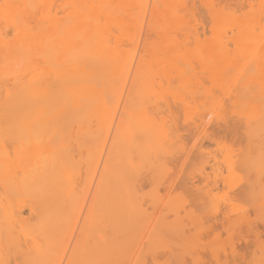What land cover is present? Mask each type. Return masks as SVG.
Wrapping results in <instances>:
<instances>
[{"label": "rangeland", "instance_id": "rangeland-1", "mask_svg": "<svg viewBox=\"0 0 264 264\" xmlns=\"http://www.w3.org/2000/svg\"><path fill=\"white\" fill-rule=\"evenodd\" d=\"M0 103L20 113L0 122V193L4 179L50 160L53 174L59 155L66 167L65 243L27 264H173L179 253L216 264L238 251L264 260V0H0ZM30 110L47 115L22 120ZM107 121L122 127L110 134L117 158L102 141ZM225 127L240 142L216 152ZM103 158L119 167L108 180L118 206L104 198ZM41 188L0 196V241L14 240L1 243L0 264L58 220L47 210L36 224L29 205ZM216 220L228 229L216 234Z\"/></svg>", "mask_w": 264, "mask_h": 264}, {"label": "bare ground", "instance_id": "bare-ground-1", "mask_svg": "<svg viewBox=\"0 0 264 264\" xmlns=\"http://www.w3.org/2000/svg\"><path fill=\"white\" fill-rule=\"evenodd\" d=\"M233 1V0H232ZM237 1H235V4H238V3H236ZM228 7V6H227ZM229 8V7H228ZM192 11V10H191ZM192 13H194L193 11H192ZM191 13V14H192ZM193 16V15H192ZM193 34H195V33H193ZM197 34V33H196ZM198 37V36H197ZM199 38V37H198ZM194 40V39H193ZM196 42V41H195ZM103 57V56H102ZM101 57V58H102ZM98 58V57H97ZM101 58H99V60H100V62L102 61V59ZM95 60V59H94ZM94 60H92V61H94ZM106 61V60H105ZM97 62H98V60H97ZM100 62H98V65L100 66ZM94 63H96V62H94ZM93 62H92V64L91 65H93L94 64ZM103 65V64H102ZM99 66H97V64H96V67H98V68H100ZM104 66V65H103ZM95 67V68H96ZM102 68V67H101ZM104 68V67H103ZM94 69V68H93ZM92 68H91V70H93ZM102 70V69H101ZM104 70V69H103ZM30 93H28L27 95H25L26 97H28V98H30V99H34L36 102H37V99L36 98H34V97H32V95H30ZM50 97V96H49ZM49 97H48V99H49ZM27 98V99H28ZM45 98V97H44ZM44 98H38V99H42V101H43V99ZM27 99H25V100H27ZM29 99V101L27 100V103L28 102H30L31 100ZM45 99H47V98H45ZM110 99V98H109ZM117 99H118V96H117V98H116V101H117ZM21 100V99H20ZM24 100V101H25ZM24 101H22V102H24ZM39 101H41V100H39ZM41 101V102H42ZM50 101V100H49ZM114 101H115V99H114ZM5 102V104L7 103L6 101H4ZM46 103H48L47 101H45ZM103 102V101H102ZM25 104H26V101L24 102ZM32 103H34V102H32ZM0 104H2V103H0ZM4 104V105H5ZM45 104V103H44ZM103 104H105V105H103L102 107L104 108V109H106V108H109L108 106H106V103L105 102H103ZM117 104V103H116ZM3 104L1 105L2 106V109H1V111H3V112H1L0 111V122L2 121V120H4V119H6L7 117L9 118H7L8 120H12V118H11V116L13 117V116H15V118H17L16 117V115H19V114H13V115H11L12 113H8V111H7V113L5 112L7 109H5V107H3L4 106ZM7 106H6V108L9 106V104H6ZM27 105V104H26ZM30 105V104H29ZM31 105H33V104H31ZM72 105H74V104H72ZM76 105V104H75ZM112 104L110 103V107H112L111 106ZM77 106V105H76ZM9 107H11V106H9ZM26 107V106H25ZM28 107V106H27ZM30 107H32V106H30ZM4 109H5V111H4ZM28 109V108H27ZM30 109V108H29ZM72 109V111H73V107L71 108ZM10 110H11V108H10ZM107 110V109H106ZM27 111V110H26ZM31 111L32 110H30V114H29V111L27 112L28 113V115L29 116H32L33 114H35V115H37L36 113H31ZM72 111H70V110H68V112L70 113L71 112V114L73 113ZM109 111V110H108ZM67 112V113H68ZM105 112V111H104ZM27 113H26V115H27ZM64 113V112H63ZM62 113V114H63ZM67 113H65L66 114V117H67ZM42 114H43V116H46L47 114H44V113H39L38 115H40V116H35V117H43L42 116ZM61 114V115H62ZM64 114V115H65ZM76 115V114H75ZM89 115H91V114H89ZM110 115V114H109ZM113 115H115V113L113 114ZM53 115H51V117H52ZM73 116V115H72ZM71 116V117H72ZM85 116H86V114H85ZM106 116H107V114H106ZM34 117V115L32 116V117H28V118H23L22 120H30V118H33ZM34 117V118H35ZM53 117H55V115L53 116ZM58 117V116H57ZM56 117V118H57ZM69 117V116H68ZM70 117V118H71ZM86 117H89V116H86ZM108 117V116H107ZM14 118V117H13ZM14 118V119H15ZM69 118V119H70ZM89 118H91V117H89ZM89 118L87 119V120H89ZM115 118V117H114ZM13 119V120H14ZM68 119V118H67ZM72 119V118H71ZM12 120V121H13ZM28 120V121H29ZM32 120V119H31ZM114 120V119H113ZM12 121H10V123L12 122ZM69 121V120H68ZM28 123V122H27ZM26 123V124H27ZM117 124V123H116ZM2 125V124H1ZM0 125V126H1ZM112 124H108V121H107V126L108 127H106V125H105V127L106 128H104V130H102L103 131V133H101V134H103L104 136H103V143H105V142H107V140H109L111 137H110V134H112V138H115L116 137V139L118 138L117 136L122 132L120 129L122 128V127H120L119 125H120V123L118 122V124L117 125H115V129L114 128H111L110 126H111ZM28 127V126H27ZM120 127V128H119ZM103 129V128H102ZM112 129H114L113 131H112ZM90 130V129H89ZM118 131H120V133H118ZM85 132H87V131H85ZM112 132V133H111ZM122 134V133H121ZM120 134V135H121ZM88 135V134H87ZM231 136V137H230ZM61 137V136H60ZM88 137H89V135H88ZM120 137H122V136H120ZM208 137V141H210V142H215V138L213 137V136H207ZM229 137V138H228ZM111 138V139H112ZM230 139V140H232V141H237L238 142V140H239V136H238V133H237V131L236 130H233V129H231V128H228V127H225V128H223V129H221V130H216V152H218L219 151V149H220V145H219V142L221 141L222 142V140H224V139ZM101 139V138H100ZM116 139H112L111 141H110V143H108L107 142V144H108V146L110 145V146H112V147H110V151L108 150V151H106V152H109V153H111L112 155H114V153H112L113 152V150H115V151H119V150H121V149H119L120 147V145L118 146V143H116L117 141H116ZM121 139V138H120ZM119 139V140H120ZM113 140H115L116 142H114ZM87 141V140H86ZM101 140H100V142H102ZM105 141V142H104ZM122 141V140H121ZM239 142H240V140H239ZM87 143L89 144V142L87 141ZM122 143V142H121ZM120 143V144H121ZM84 144H85V142H84ZM106 144V143H105ZM106 144V145H107ZM85 146V145H84ZM87 146V145H86ZM89 147V146H88ZM88 147H86V148H88ZM104 147V146H103ZM106 147V146H105ZM108 147V148H109ZM85 148V149H86ZM114 148V149H113ZM88 149H90V148H88ZM107 149V148H106ZM118 149V150H117ZM222 149V148H221ZM91 150V149H90ZM104 150V149H103ZM86 151V150H85ZM112 151V152H111ZM114 151V152H115ZM89 152V151H88ZM88 152H85V155H86V153H88ZM103 152V151H102ZM89 153H91V151L89 152ZM105 154V153H104ZM119 154H120V151H119ZM119 154H118V158H119ZM71 156V155H70ZM88 156V155H87ZM86 156V157H87ZM105 156V155H104ZM114 156H116L115 158H117V155L115 154ZM59 157H60V162L59 161H57V158H56V160L54 161V163L57 165L55 168L57 169H54V171H53V174H54V176H53V174H52V171L50 170L51 169V167H50V164H51V160H50V163L49 162H46L45 160V162H46V164L47 163H49V165L47 164H45L44 162V164H43V166H41L39 169L37 168V172L36 171H34L33 169H35V168H33L32 170L35 172H33L32 174L31 173H26V171H24L23 170V174L21 175L20 174V176H19V174L18 175H15V177H14V174L13 175H11V177H8V178H6V179H4L5 181H2L3 182V184L4 185H6L5 187H7V189L6 190H4V192L6 193L7 191L9 192H7L9 195H11V192L13 191V192H15L16 194H17V192L20 190L21 192L19 193V194H22V192L24 191L25 192V190H26V192H27V190L29 191V190H31V191H29V192H35V190H36V188L38 189L39 187L41 188L42 186V191H41V189H39V191H41L40 193H39V191H37L36 193H38V194H36L37 195V197H36V200L35 201H33L30 205H29V207H30V209L32 210V213L34 214V219L36 220V224L38 225V227L39 226H42V225H39V223H42V221L44 220V218H43V216H44V214L45 213H47V210H51L52 212V214H54V213H59V210L61 209V211H62V207L60 206V204H62L63 203V201H62V203H60L59 204V201L61 200V198H59V196L61 197V195L60 194H62L63 192H64V196H66L65 195V192H66V190H64L63 192H61V190H62V188L61 187H63V186H59V185H62L61 184V181H62V177L59 175V174H61L60 172H61V170H64L65 168H64V166H66V161L68 162V161H70L71 159H67L63 164H64V166H62V168H64V169H60L61 168V165H62V160H61V156L59 155ZM66 157V156H65ZM72 157V156H71ZM85 157V158H86ZM65 159V158H64ZM102 159V158H101ZM104 159V158H103ZM47 160V159H46ZM49 160V159H48ZM87 160H89V159H87ZM109 159L108 158H106V159H104L103 160V162L101 163L102 165H101V170H100V182H103L102 184H103V186H104V195H105V199L106 200H108L109 199V201H108V203H106L107 204V206H109V205H111L112 206V204L111 203H114V202H116L117 203V205L116 206H118V198L117 199H115V201L113 200V201H110V200H112V199H114V196L115 195H112L113 194V192H114V194L115 193H117V195H118V190H117V188H115V191H109V189L108 188H110V186L108 187V180L110 179V180H115L114 182H116V181H118V176H119V174L118 175H116L117 174V172H118V166L116 165V163L114 164L113 162H111L110 160L108 161ZM56 161L58 162V163H56ZM42 162V161H41ZM109 162L110 163H112L113 165L112 166H110L111 168H108V164H109ZM69 163V162H68ZM40 164V163H39ZM89 164H90V161H89V163H88V166H89ZM60 165V166H59ZM111 165V164H110ZM52 166V165H51ZM58 167H59V170H60V172L58 171ZM116 167H118L117 169H116ZM29 170V169H28ZM32 170H30V171H32ZM117 170V171H116ZM59 173V174H58ZM63 173L64 172H62V174L61 175H63ZM25 174V175H24ZM27 174H28V176H29V178H26L25 176H27ZM34 174V175H33ZM52 174V175H51ZM58 174V175H57ZM24 175V176H23ZM18 176H19V178H18ZM21 176H22V178H21ZM51 176V177H50ZM58 176V177H57ZM54 177V178H53ZM120 177V176H119ZM9 178H11V179H9ZM59 178V179H58ZM60 178H61V180H60ZM29 180V181H27V180ZM117 179V180H116ZM216 179H217V176H216ZM7 180L9 181L8 183H7ZM31 180V181H30ZM22 181H23V183H22ZM60 181V182H59ZM5 182H6V184H5ZM28 183V186H30V185H32V187L34 186V185H36V187H34L35 188V190H33L32 188H30V189H28L29 187H26V183ZM117 183V182H116ZM2 184V183H1ZM2 184V185H3ZM30 184V185H29ZM34 184V185H33ZM40 184V186L39 187H37L38 185ZM42 184V185H41ZM2 185H1V187H2ZM3 185V186H4ZM9 185H11L10 187H9ZM24 185H25V187L26 188H24ZM4 187V188H5ZM12 187V188H11ZM253 187V186H252ZM260 187V186H259ZM4 188H2V189H4ZM24 188V189H23ZM61 190H60V189ZM262 188H263V186H262ZM11 189V191H9V190ZM21 189H23V190H21ZM59 189V190H58ZM110 189H112V188H110ZM112 190H114V189H112ZM259 190V189H258ZM246 191H247V189H246ZM249 191H250V189H249ZM253 191V190H252ZM3 192V193H4ZM12 192V193H13ZM254 192V191H253ZM3 193H0V196L3 194ZM5 194V195H8V194ZM28 193V192H27ZM244 193V192H243ZM246 193V192H245ZM32 194H34V193H32ZM248 194V193H247ZM247 194H243L244 196L245 195H247ZM252 195H253V193H251ZM250 194V195H251ZM12 195H14V194H12ZM39 195V196H38ZM58 195V196H57ZM63 195V194H62ZM111 195V196H110ZM239 195V194H238ZM249 194H248V196H250ZM108 196V197H107ZM63 197V196H62ZM107 197V198H106ZM110 197H113L112 199H110ZM103 198V199H104ZM63 199H65V198H63ZM62 199V200H63ZM117 200V201H116ZM51 201V202H50ZM57 201V202H56ZM103 201V200H102ZM61 202V201H60ZM105 202H107V201H105ZM109 202H110V204H109ZM57 204V205H56ZM109 204V205H108ZM115 204V203H114ZM55 205L57 206V208L55 207ZM62 205H64V204H62ZM102 205L104 206V204H103V202H102ZM60 207V208H59ZM59 208V209H58ZM55 209H57V211H54ZM61 211H60V213H61ZM103 211H105V210H103ZM49 213V212H48ZM50 213V214H51ZM60 213L59 214H57V216L55 215V217H56V219H58V217H59V215H60ZM50 214H48V215H50ZM46 215V214H45ZM215 215H217V211L216 212H214L213 214H212V216H215ZM51 216V215H50ZM54 216V215H53ZM53 216H51L52 218H53ZM227 216V215H226ZM45 218H46V216H45ZM51 218V219H52ZM43 219V220H42ZM54 220V221H53ZM54 223V224H56V227H54L55 225L54 224H51L52 222ZM57 221V222H56ZM45 222V221H44ZM57 223H59V219L58 220H55L54 218L52 219V220H50V223H49V225L48 226H51V228L54 230V231H52V229L50 228V227H47V228H45V227H39L38 228V232L41 234V233H43V234H39L38 236H36V238H37V240L34 242V248H33V250L32 251H30V248L27 246V239H25V240H23V242H22V245L21 246H19L20 245V243H19V245L18 244H15L18 248H17V251H18V253H19V255H20V259H19V256H18V258H14L15 260H14V264H27V262H28V260L30 259V258H32V259H36V261H38V262H40V260H41V262H42V260H45V258H46V256H49V252H50V248H52L53 246H54V244H62L63 243V241H64V243H65V236L63 235V236H61L60 234V237H59V235H58V233H57V231H59L60 232V230H58L61 226H59L60 225V223H59V225H57ZM220 226L218 227V221L216 220V234H218L221 230H224V229H226V225L224 226V224H222V222L220 221ZM44 224V223H43ZM46 224V223H45ZM52 225H53V227H52ZM57 226H59V227H57ZM214 224H209L208 225V227L206 228V231L205 232H212L213 230H214ZM41 228V229H40ZM43 228V229H42ZM56 228V229H55ZM5 228H3V230H4ZM47 229V232H49V234L47 235L46 233H44V231L43 230H46ZM228 229V228H227ZM226 229V230H227ZM7 230H8V233H7ZM43 232H42V231ZM51 232V233H50ZM56 234H55V233ZM257 233H259V235H261V234H264V229L263 230H257L256 231ZM9 234L10 233V236L12 237V234H11V232H10V230L9 229H6V232H4L3 233V235L4 234ZM5 234V235H6ZM44 234H46V235H44ZM4 235V236H5ZM54 235H56V236H54ZM57 237V238H56ZM5 238H7V236L5 237ZM9 238V237H8ZM7 238V239H8ZM59 238V239H58ZM3 239L4 238H1V241H0V247H3L2 246V244L4 243V246H9L10 244H12V241H13V243H14V240H10V238L8 239V241H7V239H4V241H3ZM58 239V240H57ZM3 241V242H2ZM7 241V242H6ZM10 241V242H9ZM55 241H56V243H55ZM10 244H9V243ZM2 243V244H1ZM8 243V244H7ZM26 243V244H25ZM51 243L53 244V245H51ZM63 243V244H64ZM59 245V246H60ZM263 246H264V244H263ZM262 248V247H261ZM49 251V252H48ZM237 251V250H236ZM245 251V250H244ZM264 251V249L262 248V250L260 249V253L261 252H263ZM29 252H31V253H29ZM241 252V253H240ZM246 253H247V255H248V252L246 251ZM249 254H252V252L251 253H249ZM178 255V254H177ZM179 255H180V253H179ZM179 255H178V257L176 258V255H173L172 254V258H173V260H171V261H173V264H186V260H184V257L183 256H181L180 255V258H179ZM35 256V257H34ZM250 255H248V257H249ZM264 256V255H263ZM45 257V258H44ZM183 257V258H182ZM246 255H245V252H242V251H238V253H234V254H232L231 256H230V258H227L226 256L223 258V259H220V260H216V264H256L257 262H259V261H263L262 262V264L264 263V260H262L263 258H261L262 257V255H259L258 257H260L261 258V260L259 259H257L258 261H255L256 260V258H258V257H256L255 255L254 256H252L251 255V257H249L248 258ZM256 257V258H255ZM171 258V259H172ZM17 259V260H16ZM34 259V260H35ZM252 259H255L254 261L252 260ZM20 260V262H18ZM17 261V262H16ZM169 262H170V260H169ZM252 262V263H251ZM168 263V262H167ZM193 263L194 264H200V263H203V260H197V259H193ZM169 264H171V262L169 263ZM259 264V263H258Z\"/></svg>", "mask_w": 264, "mask_h": 264}]
</instances>
